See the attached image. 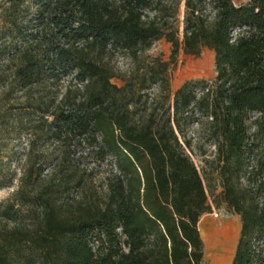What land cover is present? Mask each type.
<instances>
[{
    "label": "trees",
    "instance_id": "obj_1",
    "mask_svg": "<svg viewBox=\"0 0 264 264\" xmlns=\"http://www.w3.org/2000/svg\"><path fill=\"white\" fill-rule=\"evenodd\" d=\"M160 40L169 61L147 55ZM204 49L215 79L188 80L171 99L180 51ZM121 56L134 64L126 75ZM253 114L264 133V0H0V189L17 185L0 203V264H208L199 223L218 198L241 218L232 264H264ZM195 126L216 148L212 171L187 153ZM24 140L30 165L19 176ZM78 154L109 168L106 197L62 212L64 159ZM49 159L60 160L46 180Z\"/></svg>",
    "mask_w": 264,
    "mask_h": 264
},
{
    "label": "rangeland",
    "instance_id": "obj_2",
    "mask_svg": "<svg viewBox=\"0 0 264 264\" xmlns=\"http://www.w3.org/2000/svg\"><path fill=\"white\" fill-rule=\"evenodd\" d=\"M237 6L247 4L249 0H233ZM180 28L183 30L184 19V5L180 10ZM171 45L165 40L156 42L152 48L147 52V55L153 57H161L164 61H169L171 56ZM116 72L122 75H126L132 71L134 64L130 59L125 57H117L114 61ZM216 77L215 70V55L214 52L209 49H204L200 57H194L185 55L180 51L177 62L172 65L169 71L170 80V94L173 99L174 93L188 80L192 79H206L213 80ZM113 83L122 86L123 83L119 80H113ZM158 88H154L152 94L158 93ZM251 120L248 124L250 135V151L247 159H264V133H257L255 129V120L257 114L251 116ZM188 136L192 139L193 145L190 150L187 149V153L194 161L198 170L212 171L215 166L212 161L215 158L216 148L212 143L210 134L208 131L200 130L197 126L190 129ZM35 155L38 154L39 145H37ZM28 144L27 140H24L18 147V152L14 159V165L18 171L19 176L23 175L28 169L30 163L27 159ZM42 159H34L35 162H40ZM60 159H49L43 174L48 180L51 173ZM64 166L66 168V174L69 175L68 179L70 184L68 187H58V192L55 195L56 207L60 208L62 212H69L74 210L80 205H101L105 200L107 189L106 182L107 177L110 175L109 168L104 164H99L96 159H86L80 157L78 154L71 159H64ZM43 175V176H44ZM35 177V176H34ZM47 182V181H46ZM17 189V185L0 189V203H7L12 199L14 191ZM221 192V188L217 189V193ZM212 199H210V202ZM24 220L23 224L31 227L34 222V218L28 214L29 208L24 207ZM202 232L232 227L235 230V250L240 237L241 232V218L234 211L230 210L225 203L218 198V206L212 207L211 213L205 214L199 223ZM237 240V241H236ZM234 250V253H235ZM233 253V254H234ZM234 257V255H233ZM205 260L208 264H216L209 256H205ZM233 262V259H232Z\"/></svg>",
    "mask_w": 264,
    "mask_h": 264
},
{
    "label": "bare ground",
    "instance_id": "obj_3",
    "mask_svg": "<svg viewBox=\"0 0 264 264\" xmlns=\"http://www.w3.org/2000/svg\"><path fill=\"white\" fill-rule=\"evenodd\" d=\"M199 230L205 246V256H209L216 264H232L236 233L234 228L216 227L202 232L199 226Z\"/></svg>",
    "mask_w": 264,
    "mask_h": 264
}]
</instances>
